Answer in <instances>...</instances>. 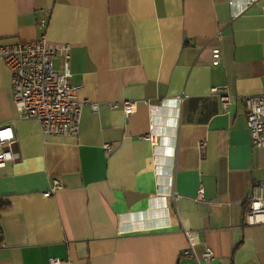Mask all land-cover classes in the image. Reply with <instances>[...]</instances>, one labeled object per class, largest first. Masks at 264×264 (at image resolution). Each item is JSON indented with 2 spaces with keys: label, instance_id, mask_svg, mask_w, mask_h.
Instances as JSON below:
<instances>
[{
  "label": "crops",
  "instance_id": "0c3cea01",
  "mask_svg": "<svg viewBox=\"0 0 264 264\" xmlns=\"http://www.w3.org/2000/svg\"><path fill=\"white\" fill-rule=\"evenodd\" d=\"M263 7L0 0V44L36 39L47 18L49 41L70 45L78 100L89 101L76 135L46 136L19 115L0 60V126L13 122L19 155L0 168V264H207L206 247L220 264H264V224L244 223L264 147L251 145L242 102L264 94ZM211 87L234 96L227 112ZM122 100L137 102L128 117L110 106ZM55 178L63 188L44 197ZM190 243L197 259L183 255Z\"/></svg>",
  "mask_w": 264,
  "mask_h": 264
},
{
  "label": "built area",
  "instance_id": "2783aa9c",
  "mask_svg": "<svg viewBox=\"0 0 264 264\" xmlns=\"http://www.w3.org/2000/svg\"><path fill=\"white\" fill-rule=\"evenodd\" d=\"M264 9V7H263ZM38 36L28 42L0 44V60L11 75V90L15 107L20 116L35 119L46 136H74L79 131L81 111L89 101L77 98L81 85H73L69 60L71 48L69 44L52 43L47 37L48 19L37 21ZM63 59V68H54V59ZM217 62H215L216 64ZM210 95L215 96L223 112H227L234 102V96L223 87H211ZM187 96L177 97L182 103ZM242 102L246 109L247 124L253 147H264V94L245 96ZM97 110V103H89ZM136 101L122 100L111 103L113 108H121L126 117L134 113ZM149 134V139H154ZM16 135L13 122L0 126V168L18 159L14 150ZM201 143V147H203ZM106 150L109 145H104ZM63 185L57 178L52 179V185L44 197H49L61 190ZM204 199V189L197 191L196 200ZM246 225L264 224V182L260 183L255 193L249 198V205L244 214ZM187 235L188 232H186ZM183 255L197 259L193 243L183 251ZM203 259L207 264H220L213 251L206 247ZM58 258H51L50 264H60Z\"/></svg>",
  "mask_w": 264,
  "mask_h": 264
},
{
  "label": "trees",
  "instance_id": "16d2710c",
  "mask_svg": "<svg viewBox=\"0 0 264 264\" xmlns=\"http://www.w3.org/2000/svg\"><path fill=\"white\" fill-rule=\"evenodd\" d=\"M9 207V203L8 202H1L0 201V217H1V214L7 210Z\"/></svg>",
  "mask_w": 264,
  "mask_h": 264
}]
</instances>
